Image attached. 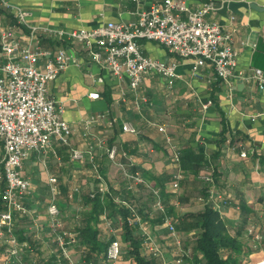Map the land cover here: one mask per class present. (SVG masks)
<instances>
[{
    "label": "crops",
    "instance_id": "crops-1",
    "mask_svg": "<svg viewBox=\"0 0 264 264\" xmlns=\"http://www.w3.org/2000/svg\"><path fill=\"white\" fill-rule=\"evenodd\" d=\"M14 7L27 11L28 26L39 29L65 31L96 29L107 22H131L137 14L165 0H6ZM189 11L212 3L214 10L207 21L218 22L230 33L237 55L235 73L248 75L256 69L264 76V0H172ZM245 3L238 13H218L216 4ZM0 7H2L0 5ZM186 19V12H177ZM11 11L0 8V32L14 27V37L27 44L29 30L12 25ZM32 46L41 51L54 52L62 48L68 55V66L47 87L48 96L64 109L62 118L73 130L68 144L52 140L49 149L31 153L22 164L21 175L29 182V194L23 203L30 214L15 217L14 232L20 244L32 248L22 252V259L32 264H69L58 258V248L49 236L47 204L50 198L49 179L55 177L57 202L65 229L75 237L69 246L72 264H111L105 252L110 241L118 240L121 255L113 264H135L123 241L122 219L108 209L91 215L92 204L85 203L86 195L96 193L101 176L110 198L116 205H134L138 220L132 228L134 236L142 240L147 233L158 243L165 261L173 264L175 248L168 229L155 220L159 212L152 208L151 191L133 185L119 165L131 174L137 173L153 188L171 195L170 184L182 173L177 192L165 204L172 209L175 226L187 214H198L203 205L198 198L206 185L199 179L209 174L214 178L212 189L229 202L221 219L231 237L236 238L246 256L244 264H254L264 253V85L255 80L233 78L228 82L216 79L213 70L202 68L197 75L191 71V59L170 54L163 46L139 41L141 52L150 58L175 64L177 78L170 88L155 74L145 75L136 89H131L126 76L114 77L96 61L90 52L76 42L56 43L38 35ZM17 55V52H15ZM17 57V56H16ZM17 59V58H14ZM5 58L0 52V63ZM45 57L36 64L44 69ZM101 81H100V80ZM97 93L93 100L89 94ZM209 102L207 105L206 103ZM104 114L105 119L85 129L83 121L92 115ZM128 124L135 133L123 132ZM164 128L163 132L158 129ZM115 158L108 157L111 147ZM191 148L202 154L209 169L203 168L197 177L183 173L174 163L177 151ZM80 151L83 159L71 157ZM245 153V157L240 154ZM131 186L133 189H128ZM105 194V193H104ZM182 198L184 202H180ZM126 207V206H125ZM142 210L144 217L137 211ZM132 217V216H131ZM131 219V218H130ZM129 219V220H130ZM128 220V221H129ZM180 228V225H179ZM252 229L262 237L254 241L247 231ZM189 258L184 264H201L200 254L192 253L195 230L177 229ZM142 253V251H141ZM0 247V264H9ZM157 264L160 262L156 261Z\"/></svg>",
    "mask_w": 264,
    "mask_h": 264
},
{
    "label": "built area",
    "instance_id": "built-area-1",
    "mask_svg": "<svg viewBox=\"0 0 264 264\" xmlns=\"http://www.w3.org/2000/svg\"><path fill=\"white\" fill-rule=\"evenodd\" d=\"M0 5L11 11L17 25H23L29 30L25 45L14 37L15 26L0 32V52L5 58V61L0 63V247L9 264H32L21 256L24 249L31 252L32 248L25 243L20 244L14 232L16 215L22 218L30 214V210L23 203L25 196L29 194V182L21 175L23 161L33 152L39 153L49 149L52 140L67 145L73 133L70 125L62 118L63 107L50 98L47 91L48 84L67 68L68 55L62 48L51 52L32 46L31 43L38 35L53 41L65 39L78 43L114 77L126 76L133 90L148 74H155L163 79L168 88L177 78L175 64L145 56L140 50L139 41L155 42L172 55L191 59L193 75H197L202 68H208L213 70L216 79L223 82L237 77L241 80H255L261 87L264 85V76L259 69L248 75L235 73L237 55L230 33L224 32L218 22L207 21L205 18L214 10L212 3L189 11L182 4L165 0L160 5H152L148 10L139 12L135 21L107 22L96 29L71 31L28 26L27 11L12 6L6 0H0ZM177 12H186V19H181ZM41 57H45L43 70L36 66ZM89 98L95 100L98 94L91 93ZM104 119V114L92 115L83 121V125L87 129ZM121 129L123 132L135 133V129L128 124H123ZM158 130L163 132L164 128L160 127ZM115 155L116 148L113 146L108 151V157L113 160ZM240 156L246 155L241 153ZM71 157L78 161L83 159L82 153L77 150L71 152ZM179 158L180 153L176 151L173 161L177 165ZM119 167L133 185H142L151 191L154 198L153 210L164 214L165 205L160 190L151 187L139 174L129 173L123 164ZM97 178L101 183L97 192L103 195L107 189L101 176L98 175ZM199 178L211 186L205 201L211 203L213 210L221 216L224 207L229 204L228 200L212 189L214 182L211 174ZM181 180V172L173 177L170 184L172 194L177 192ZM56 182L55 177L49 179L51 196L46 208L49 236L57 245L59 260L63 259L72 264L69 246L75 237L64 227L57 202ZM128 189L133 187L129 186ZM94 194H91V197ZM198 201L203 203L202 198H198ZM122 204L131 208L125 201ZM135 219L138 220V215L132 209L128 224L133 225ZM162 223L168 229L175 248L173 264H184L189 258V252L184 249L183 240L176 230V221L170 216H165ZM247 235H252L254 241L262 240L261 235L252 229L247 231ZM141 251L160 264H168L161 246L147 233L142 234ZM120 255V242L110 241L105 252L106 261L113 264ZM254 264H264V253Z\"/></svg>",
    "mask_w": 264,
    "mask_h": 264
},
{
    "label": "trees",
    "instance_id": "trees-1",
    "mask_svg": "<svg viewBox=\"0 0 264 264\" xmlns=\"http://www.w3.org/2000/svg\"><path fill=\"white\" fill-rule=\"evenodd\" d=\"M4 10L3 7H0ZM12 25H17L16 20ZM68 42L65 39L61 41H56V43H65ZM179 168L183 173L192 174L194 177H197L200 170L203 168L209 169L207 161L204 159L202 154L195 153L191 148H186L183 151H180L179 158ZM209 174L214 176L212 171H209ZM207 187L205 193L199 197L203 199V211L198 214H187L183 217L182 223L175 226L177 229H180L184 232H190L195 230L196 235L193 240L192 253L194 257L196 254H200L202 259L200 260L201 264H244L246 256L242 254V246L240 242L231 237L227 232V227L222 221L220 214L213 210L211 203L206 202L209 190L211 186L202 180ZM213 182L214 178H213ZM162 198L168 199L171 195L164 193L163 190H160ZM150 199L153 202V195L150 194ZM180 202H184L182 198H178ZM85 203L92 204V213L91 215H97L102 212L104 209H108L113 215H120L122 219V237L123 241L128 245V251L130 257L134 260L135 264H157L155 260L148 258L146 255L141 253V239L134 236L132 228L128 224V220L132 216V209L135 211L134 205L130 203L131 208L116 205L113 200L110 198L109 193L100 194L96 192L93 197L86 195L84 198ZM165 205V213L159 214L158 218L155 220L157 223H162L165 216L172 217V209H168ZM137 213L144 217L146 214H143L142 210H138ZM190 257L189 259H191Z\"/></svg>",
    "mask_w": 264,
    "mask_h": 264
},
{
    "label": "water",
    "instance_id": "water-1",
    "mask_svg": "<svg viewBox=\"0 0 264 264\" xmlns=\"http://www.w3.org/2000/svg\"><path fill=\"white\" fill-rule=\"evenodd\" d=\"M241 7H249V8H253V5H247L245 3H232V2H226L223 4H216L215 8L217 9L218 13L224 15L226 13V11H231L233 13H238V9Z\"/></svg>",
    "mask_w": 264,
    "mask_h": 264
},
{
    "label": "rangeland",
    "instance_id": "rangeland-1",
    "mask_svg": "<svg viewBox=\"0 0 264 264\" xmlns=\"http://www.w3.org/2000/svg\"><path fill=\"white\" fill-rule=\"evenodd\" d=\"M200 179V178H199Z\"/></svg>",
    "mask_w": 264,
    "mask_h": 264
}]
</instances>
